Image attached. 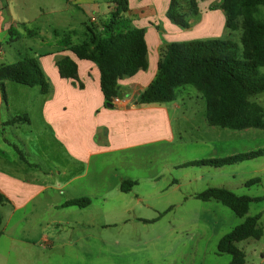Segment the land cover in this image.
I'll use <instances>...</instances> for the list:
<instances>
[{"label":"rangeland","instance_id":"1","mask_svg":"<svg viewBox=\"0 0 264 264\" xmlns=\"http://www.w3.org/2000/svg\"><path fill=\"white\" fill-rule=\"evenodd\" d=\"M155 1L160 24L168 21L174 25L166 16L167 0ZM209 1L200 0L202 9ZM241 36L242 30H226L220 38L241 46ZM28 44L34 45L35 40L27 38L6 49L20 60L23 57H18L17 53H25ZM179 99L182 109L178 112L170 109L176 141L145 147L138 151V159H126L125 153H115L106 159H92L88 166L73 167L71 159H60L50 150L49 139L25 136L18 141L10 134L8 138L15 147L2 144L4 153L1 150L0 169L21 175L20 167H26L29 173L26 177L33 184L49 187L12 217L3 213L0 264H39L30 255L50 251L43 245L64 237L159 239L158 243L150 244L147 251L153 255V262H160L166 256L165 264H231V255L218 253L220 239L242 224L246 217L256 215H261L260 226L264 231V157L219 169L181 168V165L263 149L264 130L231 131L208 125L205 100L193 86L180 89ZM255 101L264 107V94L258 95ZM34 129L37 131L38 127L35 125ZM63 169L69 174L75 170L87 173L91 179L102 176L105 179L98 184L109 185L112 190H101L98 184L84 185L83 180L67 184L60 178ZM128 173L143 178L139 181L140 188L131 194L113 189L117 179ZM151 176L159 177V188L157 183L148 179ZM172 178L179 179L182 186L176 189L167 187ZM257 178L260 183L246 186L247 182ZM211 187L226 188L254 199L247 216L241 218L217 201L201 202L194 197V193ZM72 197L90 198L92 204L86 209L62 208L65 200ZM8 212L9 208L5 213ZM237 247L246 254L247 264H264V234L260 240L250 238L237 243ZM123 253L124 256L130 255L127 259L145 264L138 252L133 255L124 249Z\"/></svg>","mask_w":264,"mask_h":264},{"label":"crops","instance_id":"2","mask_svg":"<svg viewBox=\"0 0 264 264\" xmlns=\"http://www.w3.org/2000/svg\"><path fill=\"white\" fill-rule=\"evenodd\" d=\"M129 2V17L133 25L145 30L148 68L119 81L122 102L110 108L105 105L98 67L91 61L78 59L71 51L59 45L60 39L69 33H72L73 44L81 43L93 17L97 19L94 26L101 29L110 11L105 0H0V63L13 64L18 61L6 47L13 48L14 44L32 38L35 44H28L25 53L18 52L17 56L38 57L51 84L50 93L44 95L39 87L6 82V98H3L0 90V152L2 150L4 153L2 144L8 147L15 145L11 138H8L11 137L10 134L18 141L25 136L35 139L45 137L50 140L48 146L50 150L60 156V159H71L74 167L88 166L92 159H106L108 155L115 153H125L126 159H138V151L144 150L145 147L152 148L176 141L170 109L177 112L182 109L179 93L175 102L166 104L139 105L138 99L157 75L160 53L165 43L223 39L220 36L227 30L226 16L222 9L223 0H210L204 9L198 0L199 14L192 18L191 27L188 29L172 25L168 21H163L161 25L156 15L155 0ZM169 3L170 0H167L166 14ZM103 6H107L106 9ZM185 11L189 12L187 7ZM103 16L105 18L101 20ZM11 29H15L18 35H10ZM13 39L16 42L8 44ZM67 56L74 59L78 65V81L64 79L59 74L57 62ZM22 115L29 117V124L5 125L13 117ZM35 125L38 127L37 131L34 129ZM20 157L25 161L22 154ZM18 162L21 161L18 159ZM20 168L21 175L0 169V194L8 199L7 203L0 204L3 221L4 214L8 218L12 217L16 211L26 207L49 187L46 184H33L30 178L26 177L29 174L26 167ZM63 170L65 171L60 173L62 176L60 178L67 181V184L83 180L84 185L93 186L105 179L102 176L91 179L87 173L75 170L69 174L66 169ZM142 179L136 173L124 174L117 179L113 189L123 192L121 189L123 182L133 181L136 184L131 190L123 192L131 194L140 188L139 181ZM148 179L157 183L159 177L151 176ZM97 186L101 190L104 188L105 191L112 190L109 185ZM166 186L176 189L182 184L179 179L172 178ZM157 187H160L158 183ZM196 195L197 193H194V197ZM7 208L10 212L5 213ZM158 240L64 237L49 240L43 245L44 249L48 248L50 251L30 256L36 258L39 264H124V261H129L128 264H137L133 259H127L130 255L124 256L123 250L128 249L133 255L138 252L140 257L145 259V264H165L166 256L160 262H153V255L147 252L150 244H156Z\"/></svg>","mask_w":264,"mask_h":264},{"label":"trees","instance_id":"3","mask_svg":"<svg viewBox=\"0 0 264 264\" xmlns=\"http://www.w3.org/2000/svg\"><path fill=\"white\" fill-rule=\"evenodd\" d=\"M109 5L107 20L99 29L91 23L85 39L79 44L71 41L72 33L63 37L59 45L71 51L78 59L93 62L100 71V87L105 105L119 97V81L148 68V46L145 30L135 27L130 14L129 0H105ZM188 8L189 12L185 11ZM225 28L229 32L242 30L241 46L227 39L192 40L165 43L160 53L158 72L152 83L140 94L138 104H166L175 102L179 90L193 86L206 103V122L210 126L231 131L264 130V107L255 101L264 94V0H223ZM198 0H170L167 18L176 26L188 29L192 18L198 16ZM10 35H18L15 29ZM57 36V32H54ZM19 40V36L17 38ZM16 42L14 39L8 44ZM1 46V45H0ZM64 79L79 80L78 65L71 57L57 62ZM6 82L26 87H39L49 94L51 84L38 57L26 55L13 64L0 63V90L6 98ZM82 86V85H81ZM30 123L27 115L10 119L5 125L22 126ZM264 157V148L218 159L186 162L181 168H223ZM253 179L246 183H260ZM136 184L124 181L122 191L129 192ZM203 202L217 201L237 216H247L254 199L240 196L219 187L208 188L196 195ZM8 199L0 194V204ZM90 198L66 201L62 207L85 209ZM261 215L246 217L244 222L224 235L218 243L219 254L232 256L231 264H247L246 254L237 243L253 238L260 240L264 231ZM3 216L0 213V230Z\"/></svg>","mask_w":264,"mask_h":264},{"label":"built area","instance_id":"4","mask_svg":"<svg viewBox=\"0 0 264 264\" xmlns=\"http://www.w3.org/2000/svg\"><path fill=\"white\" fill-rule=\"evenodd\" d=\"M96 21H97V19L95 18V17H93L92 19H91V23H96ZM122 102V99L121 98H119V97H115L114 99H113V104H115V105H118V104H120Z\"/></svg>","mask_w":264,"mask_h":264},{"label":"water","instance_id":"5","mask_svg":"<svg viewBox=\"0 0 264 264\" xmlns=\"http://www.w3.org/2000/svg\"><path fill=\"white\" fill-rule=\"evenodd\" d=\"M119 98H121L122 99V95H119ZM114 105H111V104H108L107 105V107H110V108H112Z\"/></svg>","mask_w":264,"mask_h":264}]
</instances>
